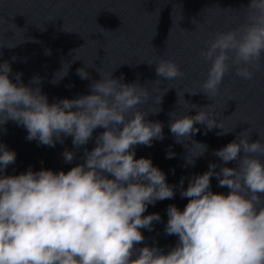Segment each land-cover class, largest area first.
I'll return each mask as SVG.
<instances>
[{
  "label": "clouds",
  "instance_id": "1",
  "mask_svg": "<svg viewBox=\"0 0 264 264\" xmlns=\"http://www.w3.org/2000/svg\"><path fill=\"white\" fill-rule=\"evenodd\" d=\"M201 57L211 67L201 91L190 95L203 92L212 99L231 68L237 77L251 81L264 58V0H249L246 23L218 32ZM155 64L158 77L184 76L172 60L159 58ZM68 68L64 64L51 83L63 79ZM11 72L8 62L0 63V127L13 121L27 130L28 141L48 147L71 137L74 148H80L94 130L103 131L95 137L94 148H84V162L67 173L33 172L29 167L22 174L5 175L16 153L0 143V264H264V143H250L245 131L214 150L222 165L209 163L186 189L182 177L179 194L188 202L183 211L167 207L164 231L177 236V244L167 254L157 247L137 250L135 245L145 239L140 229L152 231L153 222L161 221L158 213L143 215L147 206L175 196V186L150 159L134 158L135 146L151 147L153 140L164 139L163 125L146 117L159 114L154 105L162 103L167 90H160L162 95L144 112L138 106L149 100L146 88L97 71L100 79L91 82V94L49 104L39 77L30 80L34 87L25 86L22 74L16 73L13 83ZM77 75L90 79L85 68L77 69ZM169 116L177 143L199 132L196 124L220 129L217 136L231 132L217 122L212 106L192 116ZM194 143L201 151L185 157L188 166L207 151L206 145ZM174 155L168 152L166 158ZM62 156L70 164L75 152L65 149ZM230 162L237 167L223 166ZM212 177L229 189L227 195L210 190Z\"/></svg>",
  "mask_w": 264,
  "mask_h": 264
},
{
  "label": "water",
  "instance_id": "2",
  "mask_svg": "<svg viewBox=\"0 0 264 264\" xmlns=\"http://www.w3.org/2000/svg\"><path fill=\"white\" fill-rule=\"evenodd\" d=\"M248 4L249 0H0V63L10 65L9 78L13 83L16 73L22 74L21 82L25 86L34 87L29 82L39 77L41 93L46 95L49 104L91 94V82L100 79L97 71L102 75L112 73L115 79L123 77V83H138L146 88L149 100L138 106L144 112L151 109L161 91L167 90L162 103L154 105L161 109L159 114L146 117L163 125L164 139L153 140L151 147L135 146L134 158L150 159L165 174L166 182L175 186V196L147 206L143 215L158 213L161 221L153 222L152 231L140 229L145 239L135 245L137 250L157 247L167 254L177 244L178 237L166 235L164 231L167 207L175 205L183 211L187 204L188 199L179 194L182 177L186 189L193 176L208 170L209 163L222 165L212 155L214 150L245 131L249 132L250 143L257 140L264 143V58L251 81L237 77L231 68L212 99L203 92L187 93L201 91L207 79L211 62L201 57L207 42L218 32L246 23ZM159 58L176 63L184 72L183 78L158 77L155 62ZM64 64L69 65L67 75L58 83H51ZM79 68H85L90 79L82 80L77 75ZM209 106L215 111L217 122L231 132L217 136L220 129L209 131L204 125L196 124L194 127L199 132L190 138L181 137L177 143L169 130V113L175 112L177 117L192 116L199 108ZM102 131L94 130L93 138L80 148H74L71 137H62L63 143L48 147L36 140L28 141L27 130L8 121L0 127V143L16 153V160L4 174L19 175L29 167L33 172L67 173L84 162L81 159L84 148L89 151L94 148L95 137ZM194 142L206 145L207 151L202 157L194 158V166H188L185 157H194L201 151ZM65 149L75 152L70 164L62 156ZM168 152L174 153V157L166 158ZM261 160L264 162V157ZM223 166L236 168L237 163ZM210 190L224 195L229 191L227 187H219L215 177L211 178Z\"/></svg>",
  "mask_w": 264,
  "mask_h": 264
}]
</instances>
